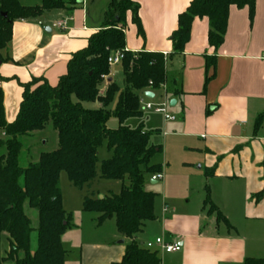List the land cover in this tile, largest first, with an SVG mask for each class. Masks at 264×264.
<instances>
[{
	"label": "crops",
	"instance_id": "crops-1",
	"mask_svg": "<svg viewBox=\"0 0 264 264\" xmlns=\"http://www.w3.org/2000/svg\"><path fill=\"white\" fill-rule=\"evenodd\" d=\"M111 1L98 5L95 14L91 7L98 0H78L74 6L14 23L12 42L0 53L8 123L18 116L23 85L33 79L58 85L72 56L101 30ZM134 1L143 35L129 11L123 28L126 51L162 54L167 72L160 91L141 96L150 93L153 102H168V112L175 118L165 120L166 157L160 166L167 211L162 208L157 215L154 207L156 219L145 224L137 243L142 248L157 238L181 243L179 253L155 251L160 264H244L264 259V122L255 132V123L264 114V0H256L253 21L248 8H230L225 40L217 49L209 42V20L196 18L188 44L176 55L172 35L193 0ZM63 20H68L67 30L57 27ZM111 82L113 73L103 91ZM94 182L85 189L90 191ZM95 193L90 198L105 197ZM208 194L226 222L218 221V212L205 206ZM85 198L80 206L67 208L63 197L64 209L73 216L72 228L62 237L65 264L121 263L131 240L119 234L117 226L108 238L97 235L106 222L99 225L98 218L83 212ZM3 250H8L5 239Z\"/></svg>",
	"mask_w": 264,
	"mask_h": 264
},
{
	"label": "trees",
	"instance_id": "trees-1",
	"mask_svg": "<svg viewBox=\"0 0 264 264\" xmlns=\"http://www.w3.org/2000/svg\"><path fill=\"white\" fill-rule=\"evenodd\" d=\"M77 1L43 0L41 7H25L19 0H0V53L12 42L15 22L40 18L46 12L74 6ZM232 6L248 8L253 21L256 0H193L179 16L178 30L172 35L174 54L184 51L196 18L209 20L210 45L216 49L222 46ZM129 11L143 35L136 2L112 0L101 30L90 37L85 49L72 56L67 74L56 87L41 84L38 79L23 85L20 110L11 124L6 121L4 91L0 86V264L66 263L62 237L72 228L73 216L63 206L61 175L67 173L74 187L85 189L98 176V152L104 143L112 158L101 163L100 178L122 182V190L103 199L86 197L83 212L99 214V225L115 219L119 234L131 240L118 264L161 263L157 252L142 248L136 241L145 224L156 219V195L147 192L145 184L148 176L152 179L162 172L160 166L150 165L161 147L150 143L143 123L136 129L123 124L143 116L141 93L160 91L166 84V61L162 54L126 51L123 28ZM114 52H122L127 86L113 113L120 127L109 130L106 125L112 114L107 108L120 89L111 82L103 97L100 90L104 77L110 76L108 60ZM4 81L0 77V82ZM85 102H99L103 109H84ZM263 122L264 114L258 117L255 132ZM48 123L58 134V149L41 153L36 163L22 167V138L44 131ZM204 204L211 212H218L209 194ZM27 210L36 213V222ZM217 217L218 221H225L220 212ZM4 239L8 242L7 251L3 250ZM244 264H264V259H248Z\"/></svg>",
	"mask_w": 264,
	"mask_h": 264
},
{
	"label": "rangeland",
	"instance_id": "rangeland-1",
	"mask_svg": "<svg viewBox=\"0 0 264 264\" xmlns=\"http://www.w3.org/2000/svg\"><path fill=\"white\" fill-rule=\"evenodd\" d=\"M96 1V0H93ZM20 4L22 6H28V7H38L43 5V0H19ZM109 2V0H98L97 5H94L91 7L92 13L95 14L97 12L98 5L102 6L104 3ZM131 12V11H130ZM132 13V12H131ZM133 17V13H132ZM51 27V26H50ZM118 28H122V25L117 26ZM115 53V52H114ZM112 53V55L114 54ZM110 71L113 73L114 83L118 86L120 89V92L117 94L115 101L113 104H111L107 111H109L112 114V117L108 121L106 128L109 130H116L120 127V123L116 117L113 116V113L116 110L117 102L119 100L120 94L125 91L126 88V78L123 71V67L121 64L116 66H110ZM106 81V80H104ZM103 86L100 90V95L103 97L106 93V91H103ZM102 92V94H101ZM76 101V100H75ZM159 101H154L155 104H157ZM82 106L84 109L87 110H100L103 109V106L99 102H85L82 103ZM142 111V110H141ZM143 116L141 118H132L123 124L124 126L131 127L132 129H136L140 126V124L143 123L144 129L146 132L150 134V143L152 145H155L156 147H161V152L156 153V155L151 160L150 165L151 166H161L165 162V150H164V139H165V133L168 132L167 129H165V118L163 115L155 114L153 111H142ZM2 136V133L0 131V137ZM23 143V152L21 155L20 163L22 167H28L31 164H34L38 161L39 156L41 153H51L58 149V134L53 129V126L51 123H48L45 130L37 133L32 136H25L22 138ZM169 157L173 162L175 161V158L173 156V153H169ZM98 158L99 163L97 166V178L92 185L90 191L83 189L80 190L78 188H75L73 184L69 181L67 173H62L61 175V192L62 196L64 197L66 201V207L67 208H75L80 206L82 198L85 197H91L93 193L95 195L97 194V191L101 192L105 196H110V194H119L122 187V182L119 181H107L100 178L101 175V163L103 161L109 160L112 158V153L108 151L107 144L104 143L103 146L99 149L98 152ZM172 162V163H173ZM174 164V163H173ZM176 171V170H174ZM152 179L148 176L146 180L145 190L149 193L155 194L156 197V211L157 215L161 213V210L163 206V198H164V191L162 182H159L158 185H152L151 184ZM174 193V189L170 191V194L172 195ZM94 197V196H92ZM71 203V206L68 204ZM28 214L31 216V218L36 222V213L33 211H28ZM89 217L99 218V214L89 213ZM98 222V220H97ZM116 231V225L115 220L108 221L104 224V226L97 229V235L101 236V238H108ZM87 232V229L86 231Z\"/></svg>",
	"mask_w": 264,
	"mask_h": 264
},
{
	"label": "built area",
	"instance_id": "built-area-1",
	"mask_svg": "<svg viewBox=\"0 0 264 264\" xmlns=\"http://www.w3.org/2000/svg\"><path fill=\"white\" fill-rule=\"evenodd\" d=\"M57 27L62 30L68 29V20L60 21ZM109 66H116L122 63V52H115L108 60ZM107 80V77H104ZM140 105L142 111H153L158 114H162L166 121H174L175 118L168 112V102L164 101L160 104H155L153 100L148 98L146 95L140 97ZM164 178L162 173H159L152 177V181L160 182ZM167 211V208L164 209ZM144 249L151 252H163L167 254L179 253L182 251V245L179 242L167 243L163 238H157L154 241L147 242L144 244Z\"/></svg>",
	"mask_w": 264,
	"mask_h": 264
},
{
	"label": "water",
	"instance_id": "water-1",
	"mask_svg": "<svg viewBox=\"0 0 264 264\" xmlns=\"http://www.w3.org/2000/svg\"><path fill=\"white\" fill-rule=\"evenodd\" d=\"M2 16H3L4 18H7V17H8L7 14H3ZM48 32H50V30H49ZM146 96H147L148 98H151V99L154 97V95H152V94H150V93H147ZM174 103H175V101L173 100V101L171 102V106H173Z\"/></svg>",
	"mask_w": 264,
	"mask_h": 264
}]
</instances>
